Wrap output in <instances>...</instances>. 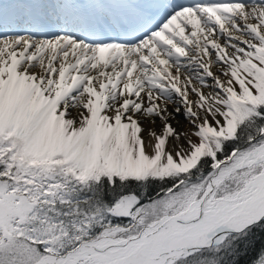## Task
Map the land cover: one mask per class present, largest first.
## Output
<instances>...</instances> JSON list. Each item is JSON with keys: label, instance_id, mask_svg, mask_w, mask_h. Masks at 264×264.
Returning <instances> with one entry per match:
<instances>
[{"label": "snow or ice", "instance_id": "snow-or-ice-1", "mask_svg": "<svg viewBox=\"0 0 264 264\" xmlns=\"http://www.w3.org/2000/svg\"><path fill=\"white\" fill-rule=\"evenodd\" d=\"M258 239L264 264V0H0V264Z\"/></svg>", "mask_w": 264, "mask_h": 264}, {"label": "trees", "instance_id": "trees-1", "mask_svg": "<svg viewBox=\"0 0 264 264\" xmlns=\"http://www.w3.org/2000/svg\"><path fill=\"white\" fill-rule=\"evenodd\" d=\"M261 240H257L255 246L250 248L246 255L241 256L240 264H254L259 259L261 253Z\"/></svg>", "mask_w": 264, "mask_h": 264}, {"label": "bare ground", "instance_id": "bare-ground-1", "mask_svg": "<svg viewBox=\"0 0 264 264\" xmlns=\"http://www.w3.org/2000/svg\"><path fill=\"white\" fill-rule=\"evenodd\" d=\"M187 122L183 120V118H180V125H177L178 128H181L183 126H186ZM159 127V121H157V128Z\"/></svg>", "mask_w": 264, "mask_h": 264}]
</instances>
